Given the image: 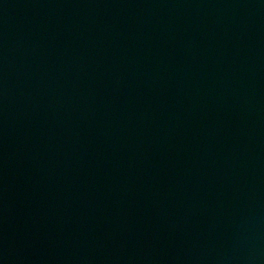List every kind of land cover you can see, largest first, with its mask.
Here are the masks:
<instances>
[{"label": "water", "instance_id": "obj_1", "mask_svg": "<svg viewBox=\"0 0 264 264\" xmlns=\"http://www.w3.org/2000/svg\"><path fill=\"white\" fill-rule=\"evenodd\" d=\"M0 264H264V0H0Z\"/></svg>", "mask_w": 264, "mask_h": 264}]
</instances>
